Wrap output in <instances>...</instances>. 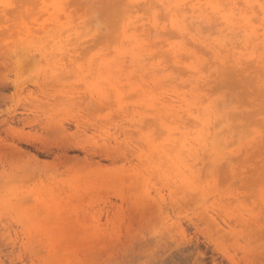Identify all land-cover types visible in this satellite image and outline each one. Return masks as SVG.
<instances>
[{
  "label": "rangeland",
  "instance_id": "obj_1",
  "mask_svg": "<svg viewBox=\"0 0 264 264\" xmlns=\"http://www.w3.org/2000/svg\"><path fill=\"white\" fill-rule=\"evenodd\" d=\"M0 264H264V0H0Z\"/></svg>",
  "mask_w": 264,
  "mask_h": 264
}]
</instances>
